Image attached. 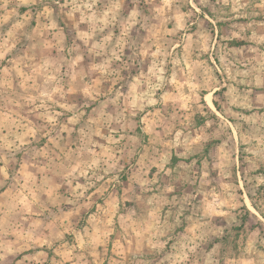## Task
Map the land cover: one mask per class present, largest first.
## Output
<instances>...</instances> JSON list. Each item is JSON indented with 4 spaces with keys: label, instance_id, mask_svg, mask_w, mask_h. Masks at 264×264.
I'll list each match as a JSON object with an SVG mask.
<instances>
[{
    "label": "rangeland",
    "instance_id": "374dc122",
    "mask_svg": "<svg viewBox=\"0 0 264 264\" xmlns=\"http://www.w3.org/2000/svg\"><path fill=\"white\" fill-rule=\"evenodd\" d=\"M0 264H264V0H0Z\"/></svg>",
    "mask_w": 264,
    "mask_h": 264
}]
</instances>
